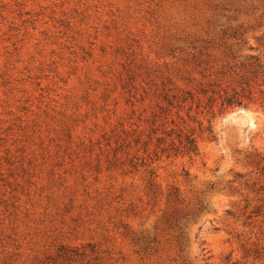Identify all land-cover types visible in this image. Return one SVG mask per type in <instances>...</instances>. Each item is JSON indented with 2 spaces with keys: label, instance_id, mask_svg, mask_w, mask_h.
<instances>
[{
  "label": "rangeland",
  "instance_id": "obj_1",
  "mask_svg": "<svg viewBox=\"0 0 264 264\" xmlns=\"http://www.w3.org/2000/svg\"><path fill=\"white\" fill-rule=\"evenodd\" d=\"M0 264H264V0H0Z\"/></svg>",
  "mask_w": 264,
  "mask_h": 264
},
{
  "label": "trees",
  "instance_id": "obj_2",
  "mask_svg": "<svg viewBox=\"0 0 264 264\" xmlns=\"http://www.w3.org/2000/svg\"><path fill=\"white\" fill-rule=\"evenodd\" d=\"M239 102H240V101L233 100V99H228V103H229V104H233V103H238V104H239ZM190 143H191V145H190V147H189V150H196V146L194 145L192 139H191Z\"/></svg>",
  "mask_w": 264,
  "mask_h": 264
}]
</instances>
